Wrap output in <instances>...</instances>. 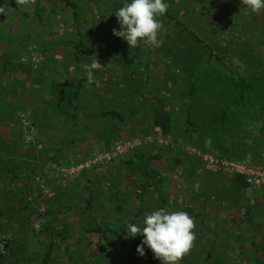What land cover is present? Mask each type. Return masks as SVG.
Instances as JSON below:
<instances>
[{"label":"rangeland","instance_id":"obj_1","mask_svg":"<svg viewBox=\"0 0 264 264\" xmlns=\"http://www.w3.org/2000/svg\"><path fill=\"white\" fill-rule=\"evenodd\" d=\"M205 67L264 82V0H0V264H40L50 242L48 264H264V184L241 188L230 166L264 173V92L231 109L234 139L189 131V69ZM212 90L197 83L199 130L226 104ZM159 109L171 129L145 134ZM104 111L125 121L92 117ZM136 151L147 159L144 190L143 168L129 163ZM14 168L22 180L6 183ZM95 226L149 233L154 253L115 254L118 238L102 246L86 233ZM188 227L180 250L155 239Z\"/></svg>","mask_w":264,"mask_h":264},{"label":"trees","instance_id":"obj_2","mask_svg":"<svg viewBox=\"0 0 264 264\" xmlns=\"http://www.w3.org/2000/svg\"><path fill=\"white\" fill-rule=\"evenodd\" d=\"M68 5H71L69 1H66ZM84 44L82 41H79L75 45V62L78 64L80 61L78 59V55L83 48ZM79 71H82V67H79ZM226 72V70H224ZM197 72H193L192 69H189V76L192 80L189 91L187 93V97L189 99V103L186 108L185 112V128L187 130L191 131H208V134L210 138L215 139L216 141H224L226 138L234 139L229 134V129H231V124L236 123L235 120V113L232 112L233 107L238 108H245L247 100H250V94L252 91L256 90V86L260 85L261 90L264 92V82L262 81L263 75L256 76L255 73H249L246 76H240L235 69H230L229 73H224L223 70L219 71H213V69H210V67H205L204 71L202 73H199L195 76ZM81 76V75H80ZM207 77V79H206ZM79 82L81 83H87V81L81 76L79 78ZM200 82V84L209 86L212 91H215L216 93L220 94V98L225 101V107L221 110L219 115H215L214 113H210L203 116V120L201 123L200 130L195 126L194 121L191 120V110L195 106V95L197 94V83ZM88 83H90L88 81ZM77 92L72 94V97L74 100L77 99ZM251 108L255 109V106H250ZM77 109L78 107L74 105L73 112L68 114L67 117L69 120L73 122V124L76 123L77 120ZM228 111H231V114L228 113ZM263 111V110H259ZM212 114V115H211ZM230 114V116H229ZM264 115V112H263ZM93 118H104L108 117L111 119L116 120L117 122H124L125 118L121 113H118L116 111H104L101 113L96 114L95 116H92ZM91 118V116H90ZM152 122L146 123V126L141 128V130L145 134H149L151 132L153 127H159L161 131L165 134L169 132L171 129V118L169 116V113L167 111L163 110H157L154 114L151 116ZM229 118V119H227ZM235 120V121H234ZM264 129V127L262 128ZM232 130V129H231ZM229 134V135H228ZM59 151H57L56 155L50 158L52 162H59ZM135 160L129 161L131 165H136V167H142L143 168V187L142 189H146L149 186V183H147L149 176L147 171V163L144 159V156L139 152L136 151L134 153ZM259 156L257 157V159ZM149 158L148 160H150ZM254 160L257 164L259 163L258 160ZM264 162L263 159H260ZM137 162V163H135ZM9 169V168H8ZM18 170L10 169L9 174L6 175V183L12 182L17 183L20 180H22V177L17 172ZM33 171V170H32ZM32 171H29L31 173ZM246 176L241 174L234 175V181H237L235 184L239 183L241 188L245 189L247 188V181ZM23 192V191H22ZM21 196L23 194L19 193ZM85 194H87L88 198L86 199V209H89L91 206V198L92 194L89 189H86L85 187ZM245 219L250 220L251 216L248 209H245ZM4 216V213L0 211V219ZM125 227H119L116 230L109 229V228H101L99 226H95L92 229L86 230V233L92 235L95 234L98 237V243L102 246H106L109 244L110 237H116L118 238V245L117 248L114 250L115 254L120 252L121 250L130 247L131 250L134 252L138 250H143V254H145L146 257H150L154 253V246H156L153 242H149L150 234L147 233V236H139V235H132L129 231L127 232L125 230ZM130 230V229H129ZM45 232H47L51 238H54L55 236H62L67 232V227L65 229L63 228H46ZM190 235H191V229L188 227L185 229L183 234H180L178 240H176V236L174 234L169 235L168 237L164 238L162 235H157L155 239H158L159 241H162L164 244L167 245V247H171L180 250L187 246L190 242ZM51 251H52V243L50 242L47 244L46 249L43 253V259L42 263L40 264H48L51 259ZM3 258L0 256V259ZM142 264H148V261L142 263ZM175 264H188V263H181L180 261L176 260Z\"/></svg>","mask_w":264,"mask_h":264},{"label":"built area","instance_id":"obj_3","mask_svg":"<svg viewBox=\"0 0 264 264\" xmlns=\"http://www.w3.org/2000/svg\"><path fill=\"white\" fill-rule=\"evenodd\" d=\"M231 167H233L237 173L241 174V175H245L246 177H248L247 183H252L253 181L255 182H261L264 184V173H259V172H250L247 171V169L243 166H241V164H235L232 163L230 164ZM250 173V175H248ZM251 176H255L254 179L251 178Z\"/></svg>","mask_w":264,"mask_h":264}]
</instances>
